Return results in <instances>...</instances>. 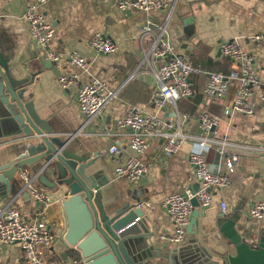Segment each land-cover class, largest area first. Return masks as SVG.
<instances>
[{
	"label": "crops",
	"instance_id": "0c3cea01",
	"mask_svg": "<svg viewBox=\"0 0 264 264\" xmlns=\"http://www.w3.org/2000/svg\"><path fill=\"white\" fill-rule=\"evenodd\" d=\"M25 5L26 0H0V53L8 62L11 77L22 83L25 91L23 101L31 103L48 134L67 140L66 148L73 154L88 160L95 159L94 172L102 173L98 183L106 207L115 208L128 202L141 205L144 231L151 246L150 256L142 264H167V256L176 248L188 254L197 252L192 264H215L223 251H233L228 239L220 233L218 221L222 219L228 222L229 228L233 225L238 234L247 237L249 242L264 243V222L248 215L251 204L264 199V160L257 151V147L264 146V103L261 99L264 92V40L256 43L250 38L255 33L264 32V0H177L167 31L178 52L206 72L227 74L236 67L233 60L219 52L221 41L236 39L244 50L253 54V67L259 84L248 96L252 116L242 112L224 113L225 106L230 105L234 98L236 84L229 86L224 98L206 99L202 93L207 77L205 73L189 77L192 94L180 98L175 108L168 103L159 109L154 104L153 92L157 81L142 63L137 33L148 17L157 23L163 22L166 10L155 16L133 9L121 10L113 2L47 0L41 11L54 27L51 46L59 52L77 51L84 56L87 70L81 71L65 59L55 63L44 57L31 40L27 25L21 18ZM94 32L110 37L117 49L110 54L95 52L89 44ZM142 43L147 47L150 42L144 38ZM72 71L78 72L80 81L95 77L116 91V96L103 111L89 121L79 111L74 90L61 89L56 82L60 72ZM130 108L158 113L173 124L172 130L179 127L187 138L170 156L162 152V139H149L142 155V160L149 167L136 182L114 174L116 164L124 162L131 153L128 146L131 130L116 129L114 121ZM201 112L218 118L206 152L211 171L226 172V155L236 154L239 159L229 173L230 186L213 190L208 207L198 205L194 232H186L182 243L172 244L161 237L173 229L162 201L168 193L182 191L185 186L192 191L199 187L192 177L187 155L191 142L201 133L197 121ZM183 113H187L189 118H183ZM17 130L12 118L0 109V166L25 151L28 143L22 139L21 133H16ZM112 144L120 149L117 155L108 151ZM20 168L29 169L34 182L49 190L39 179L38 169L33 171L22 166L15 174L11 192L0 204L14 205L23 219L49 227L57 238L66 228L60 202L51 197L50 204L43 208L42 204L34 201L18 177ZM221 202H225V210H222ZM53 244L43 249L47 261L83 264L76 249L58 252ZM23 260V251L17 243L0 242V264H23ZM173 264H181L179 257Z\"/></svg>",
	"mask_w": 264,
	"mask_h": 264
},
{
	"label": "built area",
	"instance_id": "2783aa9c",
	"mask_svg": "<svg viewBox=\"0 0 264 264\" xmlns=\"http://www.w3.org/2000/svg\"><path fill=\"white\" fill-rule=\"evenodd\" d=\"M47 0H26L24 11L21 15L26 23L29 36L45 58L59 63L63 59L77 70L86 71L87 62L84 56L77 51L59 52L52 48L51 42L54 27L47 21L41 6ZM113 2L121 10L133 9L151 15H157L161 10H166V15L161 23L148 17L139 27L137 38L140 42L142 63L152 72L157 81V88L153 92L154 104L160 109L166 104L173 108L180 98L192 94L189 77L193 74H206L202 89L206 99H222L226 96L228 88L236 84L234 98L230 105L225 106L224 113L242 112L253 115V109L248 101V96L254 87L259 84V77L254 71L253 54L244 50L236 39L221 41L218 44L219 52L233 60L236 67L227 74L220 72H206L194 66L187 58L178 52L167 35L168 22L174 11L177 0H99ZM148 38L149 44L143 47L142 40ZM251 40L260 43L264 40V32L250 36ZM92 49L101 54H110L117 49V45L110 37L101 32H94L89 41ZM56 82L61 89H73L80 113L91 120L99 115L108 103L116 96V91L110 90L105 82L98 78L80 81L76 71L69 73L60 72ZM264 103V92L261 97ZM182 117L189 118L187 113ZM201 133L190 145L187 161L192 167V177L199 183V187L192 191L187 186L182 191L168 193L162 206L173 225L170 234L162 235V239L172 244H180L185 240L186 228L194 209L191 198L195 197L201 207L211 204L213 190L228 187L231 184L229 173L238 162V155L229 154L224 157L226 172H212L206 160V152L210 147L212 129L218 124V118L206 112L197 115ZM116 129H130L128 140L130 154L124 162H119L114 167L117 177L128 181H138L148 170L149 165L142 160V155L148 147L149 139H162L161 149L166 156L175 154L186 141V136L181 129L172 130L173 124L158 113H149L130 108L125 114L114 121ZM108 151L117 155L120 149L112 144ZM260 158L264 160V146L257 147ZM37 175H35L36 177ZM18 177L23 188L28 191L31 198L42 204L43 208L51 202L49 190L38 186L34 176L27 168H20ZM222 210L226 209L225 202L220 203ZM141 207V205H137ZM248 215L258 221L264 222V199L251 204ZM56 236L49 227L21 217L19 210L12 204H0V242L4 244L17 243L23 251V264H76V262H49L44 258L43 249L49 248ZM81 262L84 264L83 259Z\"/></svg>",
	"mask_w": 264,
	"mask_h": 264
},
{
	"label": "water",
	"instance_id": "95a60500",
	"mask_svg": "<svg viewBox=\"0 0 264 264\" xmlns=\"http://www.w3.org/2000/svg\"><path fill=\"white\" fill-rule=\"evenodd\" d=\"M5 60L0 53V109L12 118L18 128L16 133H21L28 144L24 152L0 166V201L11 192L19 167L38 169L39 179L51 197L60 202L65 217L66 228L53 244L58 252L74 248L84 264H142L151 249L144 231L143 209L129 202L106 207L98 183L102 173L94 172L95 159L73 154L66 148L67 140L48 134L31 103L23 101L22 83L11 77ZM162 110L166 112V108ZM191 203L194 210L186 228L188 233L194 232L198 216L197 199L191 198ZM218 224L233 251H223L215 264H264V243L249 242L223 219ZM181 250H172L167 264H173L176 257L181 264L194 262L197 252Z\"/></svg>",
	"mask_w": 264,
	"mask_h": 264
}]
</instances>
